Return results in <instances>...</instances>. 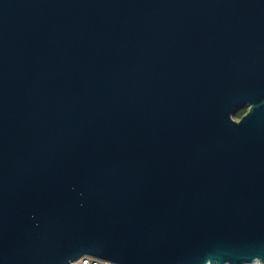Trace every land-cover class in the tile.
Segmentation results:
<instances>
[{
  "label": "water",
  "instance_id": "obj_1",
  "mask_svg": "<svg viewBox=\"0 0 264 264\" xmlns=\"http://www.w3.org/2000/svg\"><path fill=\"white\" fill-rule=\"evenodd\" d=\"M83 256L264 263V0H0V264Z\"/></svg>",
  "mask_w": 264,
  "mask_h": 264
},
{
  "label": "built area",
  "instance_id": "obj_2",
  "mask_svg": "<svg viewBox=\"0 0 264 264\" xmlns=\"http://www.w3.org/2000/svg\"><path fill=\"white\" fill-rule=\"evenodd\" d=\"M70 264H114V263H111V262H108L105 260H101L98 258H94L91 256H83L80 259H78L74 262H71ZM249 264H264V263H262L260 261H255V262H252Z\"/></svg>",
  "mask_w": 264,
  "mask_h": 264
},
{
  "label": "trees",
  "instance_id": "obj_3",
  "mask_svg": "<svg viewBox=\"0 0 264 264\" xmlns=\"http://www.w3.org/2000/svg\"><path fill=\"white\" fill-rule=\"evenodd\" d=\"M246 109H247V107L240 108V109L234 114V118H235V119L240 118V117L244 114V112H245Z\"/></svg>",
  "mask_w": 264,
  "mask_h": 264
},
{
  "label": "flooded vegetation",
  "instance_id": "obj_4",
  "mask_svg": "<svg viewBox=\"0 0 264 264\" xmlns=\"http://www.w3.org/2000/svg\"><path fill=\"white\" fill-rule=\"evenodd\" d=\"M247 111H248V108L245 110L244 114H246ZM244 114H243V115H244ZM243 115H242V116H243ZM242 116H241V117H242ZM241 117H240V118H241ZM240 118H238V119H236V120H239Z\"/></svg>",
  "mask_w": 264,
  "mask_h": 264
}]
</instances>
